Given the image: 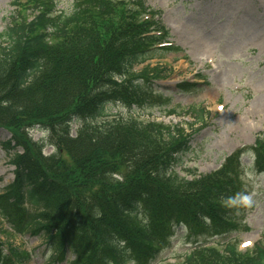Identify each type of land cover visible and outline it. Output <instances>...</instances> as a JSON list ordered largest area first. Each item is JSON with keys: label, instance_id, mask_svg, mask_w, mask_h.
<instances>
[{"label": "trees", "instance_id": "16d2710c", "mask_svg": "<svg viewBox=\"0 0 264 264\" xmlns=\"http://www.w3.org/2000/svg\"><path fill=\"white\" fill-rule=\"evenodd\" d=\"M57 3L14 0L16 15L0 33V129L11 136L0 147L15 167L0 194V219L11 234L40 239L56 264H154L177 226L220 239L238 231V206L227 201L244 193V156L264 173V132L217 171L189 181L175 171L192 139L179 125L91 124L109 105L150 104L156 82L172 70L137 68L181 49L157 47L170 34L145 0H75L70 14ZM34 128L48 144L31 139ZM46 146L54 153L45 155ZM216 244L177 264H264L263 242L247 252L238 241ZM31 258L0 240V264Z\"/></svg>", "mask_w": 264, "mask_h": 264}, {"label": "rangeland", "instance_id": "374dc122", "mask_svg": "<svg viewBox=\"0 0 264 264\" xmlns=\"http://www.w3.org/2000/svg\"><path fill=\"white\" fill-rule=\"evenodd\" d=\"M14 0H0V33L11 24L16 8ZM75 0H58L57 11L70 14ZM152 9L163 12L162 22L171 29L170 41L181 48L155 58L144 67L168 66L171 73L156 83L153 101L144 108L109 105L103 117L91 124L102 126L113 120L157 122L180 125L191 135V149L182 157L176 173L188 180L218 169L226 159L243 146L254 144L264 131V0H146ZM25 14L24 12H22ZM29 15V12L26 13ZM182 83L196 85L193 90L177 88ZM195 114H186L190 109ZM203 117V121L200 118ZM79 125H73L72 136ZM31 139L49 143V135L36 128ZM0 129V141L10 139ZM45 155L54 153L46 146ZM242 183L250 195V205L238 207V231L228 235L222 245L238 241L242 250L264 242V174H259L252 155L245 156ZM14 167L0 147V193L14 181ZM161 262L176 263L197 245L217 241L209 233H192L176 227ZM0 240L13 243L32 255L29 264H56L44 243L31 236H14L0 219ZM240 249V250H241ZM66 264V263H62Z\"/></svg>", "mask_w": 264, "mask_h": 264}, {"label": "clouds", "instance_id": "9594fccd", "mask_svg": "<svg viewBox=\"0 0 264 264\" xmlns=\"http://www.w3.org/2000/svg\"><path fill=\"white\" fill-rule=\"evenodd\" d=\"M227 203L232 206H240L241 204L250 205L252 203V199L250 195L237 193L233 197H230Z\"/></svg>", "mask_w": 264, "mask_h": 264}]
</instances>
